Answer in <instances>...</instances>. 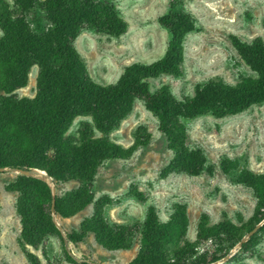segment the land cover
I'll list each match as a JSON object with an SVG mask.
<instances>
[{
    "label": "trees",
    "instance_id": "trees-1",
    "mask_svg": "<svg viewBox=\"0 0 264 264\" xmlns=\"http://www.w3.org/2000/svg\"><path fill=\"white\" fill-rule=\"evenodd\" d=\"M182 1L171 0L173 4ZM36 10L41 15L30 19ZM159 21L172 34L164 57L151 63H131L116 83L101 84L90 75L75 40L87 27L110 36L125 34L129 24L115 4L96 0H14L11 6L8 0H0V167L45 170L57 188L55 209L60 223L93 204L92 215L81 221L79 229L66 231L74 245L93 234L96 242L109 251L130 249L141 234L139 252L130 264H211L228 255L264 220V172L243 169L237 177L256 194L257 203L250 217L238 221L225 217L214 224L203 217L194 240L188 235L184 206L175 205L165 221L152 205L142 222L118 224L105 215L112 198H96L93 189L104 162L130 159L151 139V134L141 129L128 147L110 138L137 100L144 101L146 109L158 118L159 130L174 153L169 168L189 175L204 170L206 157L199 149H188L184 118L203 113L222 116L264 103L262 38L238 45L242 59L256 72L255 77H242L235 85L210 81L198 87L193 96L181 99L166 84L152 92L149 79L181 74L185 37L195 26L192 14L184 10L164 14ZM35 65L39 68L36 95L21 97L16 91L28 85ZM81 115L91 116L93 124L83 123L78 136L67 135ZM71 181L79 185L61 191V185ZM5 189L17 194L15 210L20 217L19 244L23 253L30 264H43L29 247L39 249L51 236L63 240L52 214L51 185L40 177L17 174L6 182ZM130 193L147 199L137 186H132ZM263 235L264 223L239 252L257 254ZM204 245L213 249L212 254L191 260ZM66 257L72 264H105L79 260L69 253Z\"/></svg>",
    "mask_w": 264,
    "mask_h": 264
},
{
    "label": "rangeland",
    "instance_id": "rangeland-1",
    "mask_svg": "<svg viewBox=\"0 0 264 264\" xmlns=\"http://www.w3.org/2000/svg\"><path fill=\"white\" fill-rule=\"evenodd\" d=\"M8 1L14 5V0ZM96 1L115 4L129 24L128 31L121 36H110L87 27L75 40L90 75L101 84L116 83L131 63H151L163 58L172 34L159 18L179 10L191 13L195 21L194 29L185 37L181 74H163L149 79L152 92L166 84L176 98L181 99L193 96L198 87L210 81L235 85L242 77L257 75L242 59L238 45L250 44L256 38L264 39V0H183L182 4H173L171 0ZM39 15L41 11L36 10L30 19ZM38 70L37 65L31 69L28 85L16 91L19 96L36 95ZM85 122L93 124L92 117H76L67 135L78 136ZM183 122L188 149H199L206 157L205 168L199 175L169 168L174 153L159 130L158 118L140 99L129 116L110 133L112 140L126 147L135 141L139 129L151 134L149 143L130 159L104 162L93 182L96 198L108 195L113 200L105 207V215L111 222H142L152 205L165 221L175 205H182L187 212L188 235L194 240L203 217L214 224L225 217L238 221L240 217L252 215L256 194L237 177L243 169L264 172V103L222 116L198 114L184 118ZM96 133L100 135L99 131ZM16 175L11 171L0 172V264H30L19 244L21 223L15 210L17 194L5 189L6 182ZM78 185V181L63 183L61 191ZM132 186L144 191L147 199L132 195ZM93 207L91 204L74 217L62 219L64 230H78L81 221L92 215ZM140 245L141 234H138L130 249L109 251L96 242L93 234H87L77 245L68 240L67 246L64 237L62 240L51 236L39 249H29L43 264H72L66 253L79 260L130 264ZM212 252L209 245H204L191 260ZM229 254L231 257L227 260H224L226 255L211 264H264V235L257 254L239 252V249Z\"/></svg>",
    "mask_w": 264,
    "mask_h": 264
},
{
    "label": "water",
    "instance_id": "water-1",
    "mask_svg": "<svg viewBox=\"0 0 264 264\" xmlns=\"http://www.w3.org/2000/svg\"><path fill=\"white\" fill-rule=\"evenodd\" d=\"M6 171H11V172H15L17 174H21V175H25V176H32V177H38L37 176L38 174L44 173L42 175L44 177H46V179L42 178V177H40V178L46 180L52 187L53 200H52L51 209H52L53 218H54V221H55L57 227L62 232L65 243L68 246V237H67L66 231L64 230L63 226L58 221L57 216H56L55 201H56L57 188L54 184L52 177L45 170H41L38 168L22 169V168L0 167V172H6ZM263 223H264V220L262 222H260L259 224H257L249 233H247V235H245L242 238V240L238 243L235 250L240 249L242 247L243 243L248 241L260 229V227L263 225ZM230 257H231V255L229 254L224 258V260H227Z\"/></svg>",
    "mask_w": 264,
    "mask_h": 264
},
{
    "label": "bare ground",
    "instance_id": "bare-ground-1",
    "mask_svg": "<svg viewBox=\"0 0 264 264\" xmlns=\"http://www.w3.org/2000/svg\"><path fill=\"white\" fill-rule=\"evenodd\" d=\"M42 174H44V173L38 174L37 176H38V177H42V178H45V179H46V177H44ZM47 180H48V179H47Z\"/></svg>",
    "mask_w": 264,
    "mask_h": 264
}]
</instances>
